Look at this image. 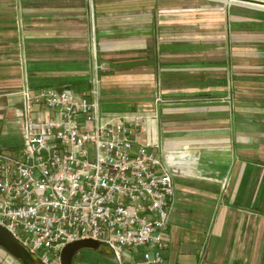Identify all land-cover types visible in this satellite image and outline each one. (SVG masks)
Returning a JSON list of instances; mask_svg holds the SVG:
<instances>
[{"label": "crops", "instance_id": "crops-1", "mask_svg": "<svg viewBox=\"0 0 264 264\" xmlns=\"http://www.w3.org/2000/svg\"><path fill=\"white\" fill-rule=\"evenodd\" d=\"M261 5L229 12L227 31L209 0H0V125L21 139L5 117L22 58L32 91H80L98 65L100 109L143 114L136 142L168 155L164 264H264ZM0 264L21 263L0 248Z\"/></svg>", "mask_w": 264, "mask_h": 264}, {"label": "built area", "instance_id": "built-area-1", "mask_svg": "<svg viewBox=\"0 0 264 264\" xmlns=\"http://www.w3.org/2000/svg\"><path fill=\"white\" fill-rule=\"evenodd\" d=\"M24 62L11 106L22 145L0 149V225L44 264L86 239L106 243L118 264H164L174 182L168 155L136 142L146 117L100 109L98 65L80 91H32Z\"/></svg>", "mask_w": 264, "mask_h": 264}, {"label": "rangeland", "instance_id": "rangeland-1", "mask_svg": "<svg viewBox=\"0 0 264 264\" xmlns=\"http://www.w3.org/2000/svg\"><path fill=\"white\" fill-rule=\"evenodd\" d=\"M213 2V11H216L214 9H219V14L223 17L225 20L224 23L221 24V29H225L228 31L229 29V12L233 11V9L237 12L242 13L243 11L254 8L255 10L262 7L261 4H264L262 2H255L252 0H209ZM211 11V12H213ZM199 27V26H198ZM197 27V28H198ZM260 59L263 58L262 53H260L259 57ZM261 69V68H259ZM258 69V70H259ZM5 119L8 121L9 119L14 120V114L13 111L10 109L6 113ZM5 123L6 121H2V125H0V149H6L8 151H15L17 152L19 147L21 146L22 140L20 139L19 133L15 130V128H10V126H7ZM123 251L128 252L131 254V252L124 248ZM91 249H84L79 254V256L82 257V259L88 263V264H118L117 262H114L115 260L112 258H106L102 255L95 254Z\"/></svg>", "mask_w": 264, "mask_h": 264}, {"label": "water", "instance_id": "water-1", "mask_svg": "<svg viewBox=\"0 0 264 264\" xmlns=\"http://www.w3.org/2000/svg\"><path fill=\"white\" fill-rule=\"evenodd\" d=\"M0 248L10 257H13L21 264H44L36 254L31 252L17 239H15L8 230L0 225ZM91 249L100 254L114 258L113 250L104 242H98L92 239L73 241L67 244L61 251V264H74V256L81 250Z\"/></svg>", "mask_w": 264, "mask_h": 264}]
</instances>
